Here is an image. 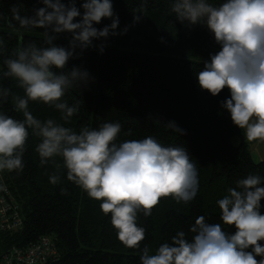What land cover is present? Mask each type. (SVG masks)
<instances>
[{
  "label": "clouds",
  "instance_id": "9594fccd",
  "mask_svg": "<svg viewBox=\"0 0 264 264\" xmlns=\"http://www.w3.org/2000/svg\"><path fill=\"white\" fill-rule=\"evenodd\" d=\"M42 4L34 15H22L18 4L10 8V18L0 13L9 28L18 25L19 29H50L52 33L43 32L46 46L21 42L7 55L0 38V107L11 102L23 117L17 119L0 110V173H21L29 136L38 137L35 151L40 165L52 162L57 172L62 167L67 181L100 201L105 216L110 214L117 239L127 248L140 249L146 229L138 226V213L151 216L161 198L172 197L178 204L193 201L199 191L197 166L185 147L165 145L155 136L120 140L119 121L95 128L82 126L77 132L56 119L41 120L32 114L30 102L39 101L69 122L79 113L81 101L70 105L64 97L73 88H87L94 81L86 68L69 66L70 60L90 48L103 54L110 36L129 30L125 26L118 31L113 0H42ZM169 10L188 28L205 27L218 46L196 73L199 88L213 97L227 89L230 95L221 107L233 125L244 130L248 141H264V0H223L217 5L209 0H169ZM145 11L142 3L133 13V24L141 21ZM105 19L111 23L96 27ZM62 33L71 34L67 47L53 43ZM5 79L23 95L12 86L5 87ZM165 127L185 134L175 121ZM60 181L58 174L49 176L53 185ZM0 190H6V185L0 183ZM61 193L66 194L64 189ZM262 201L264 176L248 174L238 179L217 201L222 223H210L198 215L189 228L191 239L180 230L154 254L145 246L140 264H264Z\"/></svg>",
  "mask_w": 264,
  "mask_h": 264
},
{
  "label": "trees",
  "instance_id": "16d2710c",
  "mask_svg": "<svg viewBox=\"0 0 264 264\" xmlns=\"http://www.w3.org/2000/svg\"><path fill=\"white\" fill-rule=\"evenodd\" d=\"M209 2L217 5L223 0ZM142 3L146 6L144 16L133 24V13ZM14 4L19 5L22 15H34V10L43 6L42 0H0V13L10 18ZM113 5L119 17L118 31L128 26V32L110 36L103 54L98 48H90L69 62V66L86 68L94 77L87 88H73L64 97L70 105L81 101L79 113L65 123L58 111L42 102H30V111L38 119L53 118L77 132L82 126L95 128L103 122L119 121L120 140L152 135L165 145L185 147L199 172L197 196L187 204H178L172 197L161 198L151 216L138 213L137 223L146 229V238L140 249L127 248L117 239L110 214L105 216L100 210V201L67 181L62 167L57 172L52 162L40 165L35 151L39 138L30 135L23 157L24 170L2 173L20 207L23 226L16 232L0 233V257L12 248L27 247L42 236H51L57 257L50 264H140L139 256L145 246L149 254H154L160 244L170 242L180 230L191 239L189 228L198 215H204L207 222L222 223L217 201L235 187L238 179L248 174L264 176V161L252 160L242 130L233 125L230 114L221 107L229 91L224 89L213 97L198 86L196 73L203 61L218 51L208 30L177 22L169 10V0H113ZM110 23V19H105L96 27ZM44 31L52 34L50 29L24 30L18 25L9 28L0 20L6 55L21 42L25 46L29 42L46 46ZM57 37L71 38V34ZM53 43L68 46L65 42ZM3 85L12 86L14 92L23 95L13 82L5 79ZM0 110L23 118L11 102ZM169 121H175L185 134L167 129ZM129 132L131 135H125ZM56 161L62 165L59 157ZM52 174L60 175L59 184L49 182Z\"/></svg>",
  "mask_w": 264,
  "mask_h": 264
},
{
  "label": "built area",
  "instance_id": "2783aa9c",
  "mask_svg": "<svg viewBox=\"0 0 264 264\" xmlns=\"http://www.w3.org/2000/svg\"><path fill=\"white\" fill-rule=\"evenodd\" d=\"M0 183L6 185L2 173ZM23 219L19 205L9 188L0 190V233L20 230ZM57 257L51 236H42L36 243L23 248H12L0 257V264H50Z\"/></svg>",
  "mask_w": 264,
  "mask_h": 264
},
{
  "label": "rangeland",
  "instance_id": "374dc122",
  "mask_svg": "<svg viewBox=\"0 0 264 264\" xmlns=\"http://www.w3.org/2000/svg\"><path fill=\"white\" fill-rule=\"evenodd\" d=\"M69 40H70V38H62V37H57L55 39V41L65 42V43H68ZM242 135H243V137L245 139V143L247 144V148H248V150L250 152V155H251V146H252L253 150L256 151V152H254L252 150V154L254 152V154L255 153L257 154V156L259 157V159L264 160V141H262V142H260V140L248 141L247 138H246V135H245L244 130H242Z\"/></svg>",
  "mask_w": 264,
  "mask_h": 264
},
{
  "label": "crops",
  "instance_id": "0c3cea01",
  "mask_svg": "<svg viewBox=\"0 0 264 264\" xmlns=\"http://www.w3.org/2000/svg\"><path fill=\"white\" fill-rule=\"evenodd\" d=\"M260 142H262V140H260ZM252 150H253V148H252V146H251V158H252L253 161H255V162L264 161V160H262V159H259V157L257 156L256 153L254 154V152H256L255 150H253L254 152H253V154H252Z\"/></svg>",
  "mask_w": 264,
  "mask_h": 264
}]
</instances>
